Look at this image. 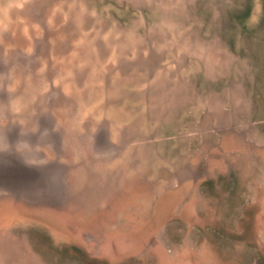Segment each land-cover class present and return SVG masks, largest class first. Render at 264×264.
<instances>
[{"label":"rangeland","instance_id":"rangeland-1","mask_svg":"<svg viewBox=\"0 0 264 264\" xmlns=\"http://www.w3.org/2000/svg\"><path fill=\"white\" fill-rule=\"evenodd\" d=\"M5 128L0 264H264V0H0Z\"/></svg>","mask_w":264,"mask_h":264},{"label":"water","instance_id":"water-1","mask_svg":"<svg viewBox=\"0 0 264 264\" xmlns=\"http://www.w3.org/2000/svg\"><path fill=\"white\" fill-rule=\"evenodd\" d=\"M4 133L7 134L6 142L0 143V194L9 193L21 198L43 195L55 199L50 195L57 191L61 193L62 187L59 165L48 163L47 168L43 164L37 165V156L16 145L15 130L5 128Z\"/></svg>","mask_w":264,"mask_h":264},{"label":"flooded vegetation","instance_id":"flooded-vegetation-1","mask_svg":"<svg viewBox=\"0 0 264 264\" xmlns=\"http://www.w3.org/2000/svg\"><path fill=\"white\" fill-rule=\"evenodd\" d=\"M4 211H8V210H7V209H4ZM4 211H3V212H4ZM0 214H1V213H0ZM3 217H4V216H3ZM3 217H2V215H0V220L2 219L1 221H3V222H4V221H5V219H4Z\"/></svg>","mask_w":264,"mask_h":264}]
</instances>
